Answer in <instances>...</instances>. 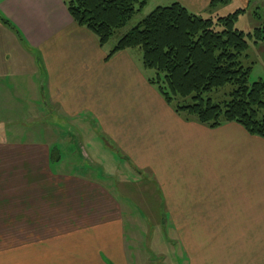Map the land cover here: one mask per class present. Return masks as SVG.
I'll return each mask as SVG.
<instances>
[{"label":"crops","instance_id":"1","mask_svg":"<svg viewBox=\"0 0 264 264\" xmlns=\"http://www.w3.org/2000/svg\"><path fill=\"white\" fill-rule=\"evenodd\" d=\"M210 1L174 0L187 10ZM0 16L13 27L0 21V264H166L156 260L173 242L150 246L94 163L113 179L124 164L135 180L150 176L163 197L160 226L180 229V264H264V139L236 123L185 121L134 51L106 60L63 0H0ZM42 109L70 126L71 160L54 162L70 164L67 173L51 170L50 146L46 173L44 145L6 138L8 125H23L6 117ZM53 137L52 147L66 144Z\"/></svg>","mask_w":264,"mask_h":264},{"label":"trees","instance_id":"2","mask_svg":"<svg viewBox=\"0 0 264 264\" xmlns=\"http://www.w3.org/2000/svg\"><path fill=\"white\" fill-rule=\"evenodd\" d=\"M149 1L63 0L74 23L89 30L101 47ZM229 1L211 0L208 7ZM246 13L248 8L203 18L178 2L156 7L118 39L105 59L139 49L143 68L153 71L148 83L185 121L208 129L236 123L264 139V79L249 84L252 66L244 64L248 40H264V23L252 33L235 29L238 17ZM0 21L13 29L1 16ZM222 90L223 97L217 98ZM49 156L52 163L61 160L53 147Z\"/></svg>","mask_w":264,"mask_h":264},{"label":"rangeland","instance_id":"3","mask_svg":"<svg viewBox=\"0 0 264 264\" xmlns=\"http://www.w3.org/2000/svg\"><path fill=\"white\" fill-rule=\"evenodd\" d=\"M174 0H151L147 3V5L138 13L134 15L130 22L124 27L123 29L116 32L105 45V49L109 52L117 43L118 39L128 32L132 27H134L139 21H141L145 16H147L151 11H153L156 7L160 6H168L169 4L173 3ZM209 5L206 6H193L187 7L189 8L188 11L201 16L203 18H217L221 16H227L229 14H233L238 9H246L248 8V13L241 15L238 17V20L235 22L234 26L235 29L242 31L244 33H252L255 29L263 27L264 23V0H249V3L243 0H230L228 5H218L213 8H209ZM134 51V57L136 58L137 55L139 57V61L142 64L141 60V51L139 49L132 50ZM244 64L251 65L252 69L250 71L248 82L249 84L259 80L264 79V40L254 43L253 40H248V50L246 51V58L244 59ZM147 76L153 74L152 70H146ZM228 89V88H227ZM225 91H221L217 98L223 97ZM41 115L30 114L27 117H6L7 120L13 119L17 121H22L23 125L20 126L21 122L13 123L8 126H11V130L7 132L6 138L12 137L14 138V142L16 138L23 139V141L28 142L30 145L32 143L39 144L41 147L42 153L37 154L38 159H44V161L39 162L37 165L42 167L46 173L48 170L46 168L47 162L45 161L48 157V147H52L54 142L53 133H55V138L60 134L61 141H64L66 144L62 147L54 145L55 150H57L60 155L61 159L64 160H71L69 157L70 149L66 140H68L71 135L67 126L68 123H60L57 116H54L51 110L46 112L42 109ZM5 118V117H4ZM18 118V119H17ZM24 118V119H23ZM64 118V117H62ZM2 119V118H1ZM23 119V120H22ZM12 120V121H13ZM77 121L73 122L72 124L75 125ZM23 126V127H22ZM19 134V136H16ZM21 134V135H20ZM64 136H63V135ZM57 139V138H56ZM75 139V138H74ZM64 147V148H63ZM40 148V147H39ZM54 148V147H53ZM78 147L75 148V151L79 150ZM81 150H84L82 146ZM79 150V152H81ZM90 158V157H89ZM91 160V158H90ZM92 161V160H91ZM58 162V161H57ZM64 162V161H63ZM58 166V163H52L50 165L51 170L53 171ZM123 167V165L120 164ZM68 167L72 168L70 164L68 166L66 164H60L58 166L59 171L62 173L68 172ZM125 168H121L120 172L117 175V178L113 179L112 177H108L106 174L107 168L103 163H94V167L90 168V170L94 173V176H98L97 178L111 193V198H113L117 203L124 205L130 209V211H134L132 214L133 222L137 223L139 220L141 221L142 227L144 228L145 232L142 237L146 242L149 241V245L152 246V243L156 245L158 242L164 245L165 239L173 242L166 243L167 250L152 248L151 250H156L157 252H165V256H158L156 262L160 263L163 262V258L166 264H180V229L178 228H167L165 225L160 226L159 219L157 215H162V212H156L159 208V200H162L163 197L161 195L160 190L156 187L154 182L150 181V176L146 173H142L140 177L135 180L133 178V172L130 169H127L125 164ZM69 168V169H70ZM86 166L83 164L77 165V169H84ZM105 168V169H104ZM136 178V177H135ZM141 178V179H140ZM34 181L33 183H37ZM14 183V182H13ZM0 187H5V182L0 185ZM158 213V214H157ZM127 216L129 215L126 213ZM129 234L132 236L131 226L128 224ZM142 231V230H140ZM147 237V238H146ZM160 246V245H159ZM155 251V252H156ZM162 256V257H161ZM177 256V257H176Z\"/></svg>","mask_w":264,"mask_h":264}]
</instances>
